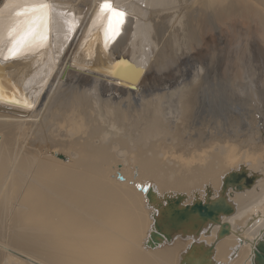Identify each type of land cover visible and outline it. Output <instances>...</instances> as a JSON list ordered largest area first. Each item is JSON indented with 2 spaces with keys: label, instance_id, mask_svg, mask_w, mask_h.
I'll return each instance as SVG.
<instances>
[{
  "label": "bare ground",
  "instance_id": "1",
  "mask_svg": "<svg viewBox=\"0 0 264 264\" xmlns=\"http://www.w3.org/2000/svg\"><path fill=\"white\" fill-rule=\"evenodd\" d=\"M68 1L0 0V139L3 142L0 186L5 181L0 189V202L9 187L14 193L22 188L24 180L19 173H32L34 158L27 140L35 124L26 128L27 131L23 127L31 124V118L40 116L43 102L49 96L45 92L50 89L51 96L57 86L56 75H63L65 80L73 70L97 80L94 88L97 89L98 83L103 85L102 94L116 92L117 87L121 93L131 95L133 91L137 96L143 92L142 82L158 50L151 37L144 41L138 58L136 55L130 60L132 70L144 73L138 77L131 74L121 59L110 58L104 44L83 50L78 47V41L85 29L89 33L103 17L108 19L106 23L124 20L126 34L119 43L128 41L133 23H136L137 39L140 29L145 28L141 16L159 1L166 0H131L128 2L133 5L129 7L126 0H109L112 9L124 13L122 17L102 11L105 0L94 1L95 7L88 10ZM136 18L138 21L133 22ZM74 46L78 47L77 51L69 57ZM247 76L250 75L245 70ZM84 86L78 85L71 107L79 116L81 111L84 114L92 111L94 117L80 139L64 137L67 141L62 146L74 147V156L69 153L68 160L44 158L35 163L36 170L32 173L35 183L26 188L23 197L29 212L21 214L20 220L14 219L15 236L29 248L47 251L46 256L53 264H261L256 251L264 244V236L258 242L256 239L264 235V185L253 192L259 177L249 176L248 172L254 171L248 166L240 173L253 178L250 187L237 190L234 186H224L229 176L239 173L234 170L238 166L234 163L236 152H264V87L260 94L256 93L249 78V84L240 91L232 88L237 98L236 102L233 100L236 109L243 108L241 118L247 120L242 119L243 123L233 131L219 128L207 135L210 141L207 149L203 145L206 141L199 147L193 142L194 153L184 159L171 153L186 146L181 141L174 144L180 137L179 120L166 116V106L161 100L147 101L140 110L134 109L128 99L118 108L104 106L110 115L98 120L102 110L84 92ZM39 88L43 93L38 96ZM182 106L186 116L190 105L185 102ZM255 112V120L251 121L249 115ZM44 124L53 127L54 122ZM202 131L196 130L195 135L203 137ZM194 137L188 138V142ZM60 138L51 133L49 139L61 141ZM158 139L173 141L168 145ZM215 139L225 143L214 142ZM56 149L59 147L53 150ZM246 154H242L241 165L250 158ZM255 161L262 164L258 159ZM10 163L15 164L19 173L9 170ZM199 203L225 204L232 208V213H220L216 220L208 221L192 215L181 224L172 218L175 211L193 209ZM240 208L245 209L244 213L237 218L232 216ZM210 222L213 229L208 226ZM226 226L230 232L222 235ZM10 253L21 262L38 264L20 252Z\"/></svg>",
  "mask_w": 264,
  "mask_h": 264
},
{
  "label": "rangeland",
  "instance_id": "2",
  "mask_svg": "<svg viewBox=\"0 0 264 264\" xmlns=\"http://www.w3.org/2000/svg\"><path fill=\"white\" fill-rule=\"evenodd\" d=\"M56 1L59 2L60 0ZM72 1H74V4L79 5L80 8L88 10L89 7H95L94 1L96 0H80V2L79 0H69L68 4L73 3ZM128 1L131 0H126L128 7L133 5ZM177 1L166 0L164 3L159 1L158 5H154L153 9L145 11L140 18L141 23L145 24V28L142 27L140 29L141 33L139 32V35H141H138L137 39L134 37L136 23H133V26H131L134 30L131 29L132 31H129V36L127 35L129 37H127L128 41L126 39L127 42L123 40V44L119 42L126 34L123 27L124 20L118 19L112 23H106L108 19L103 17V19L99 20L98 26L93 30L91 29L89 33L85 29V33L78 41V47L84 50L88 49V47L93 48L100 43L104 44L109 57L114 60L125 58L133 60L136 55L138 58L142 45L146 44L144 41L149 40V37H151L150 40L159 46L158 52H155L152 64L148 68L147 78L142 82L143 92L137 96L131 90V95L121 93L117 87H115L116 92L109 91L106 94H102L103 85L98 83L97 89L94 88L97 80L91 76L78 74L73 70L69 71V75H67L65 80L63 75H56L54 83L57 86L53 88L51 96L49 94L50 89L45 92V95L49 96L43 102L40 116L31 118V124L23 127L27 131L26 128H31L33 127L32 124H35L34 130L28 135L27 140L30 141L29 147L34 158L32 173L35 172V163L39 160L53 158L64 161V159L68 160L70 158L69 153L73 156L75 155L76 149L74 147L62 146L67 141L64 137L69 135L74 139H80L88 129L87 123L94 117L92 111L90 114H84L81 111L79 116L71 107L73 95L78 92L77 87L79 84H84V92L99 104V108L102 111L97 117L98 120L110 115L106 109L108 107L105 108L104 106H109L110 108L112 105V108L115 106V108H118L128 99L129 101L131 100L134 109L140 110L147 101L161 100V104L166 106V116H171L172 119H176V122L179 120L180 131L178 134L180 137L174 140V144L176 145L181 141L186 146L182 151H172L171 153H173L174 157L181 155L184 159L190 158L195 151L191 146L193 142L197 143L199 147L206 141V144L203 145L204 149H207L209 147L207 143L210 142L207 135H212L219 128L228 132L233 131L238 126L240 127L241 123H243L242 119L247 120L245 119L246 117L241 118L245 112L243 108L239 107L238 110L236 109L234 101L236 102L237 98L232 88L240 91L241 87L249 84V78L250 83L252 82L256 87V93L260 94L262 86L264 87V0ZM178 7L179 10H177ZM174 10L177 13H172ZM137 21L136 18L133 22ZM150 28H153V30ZM78 47L74 46L69 51L68 56L74 55ZM245 70L250 75L246 78ZM58 80H62L59 88H57ZM40 89L37 92L38 96L43 93V90L40 91ZM232 90L233 92H231ZM228 92L232 93L231 96H229ZM185 102L190 105L188 108L191 109L186 116L182 106ZM79 105L81 106L80 103ZM193 108L197 112L196 116ZM256 114L255 112V114L249 115L251 118L249 119L254 121ZM50 120L54 122L53 127H48L49 125L44 124ZM199 129H203V137L200 134L195 135L196 130ZM51 133L61 136V141L49 139L51 138ZM193 136H195L193 141L188 142V138H193ZM159 140L165 142L162 139L157 141ZM172 141L168 139L165 143L171 145ZM214 142L224 144L225 140L219 141L215 139ZM233 143L239 144L240 141H234ZM25 145L27 144L25 143ZM2 146L1 138L0 151H2ZM56 147H59V149L54 151L53 149ZM196 149L198 150V148ZM197 152L200 153V150ZM243 153H247L246 155L250 157H248L249 159L245 165L240 164L243 160ZM263 153V151L255 150L236 152V159H233L234 163L238 164L236 169H234L235 172L239 171L240 173L242 168L250 167L254 172H248V175L252 176L255 174L259 177L253 192L260 185H264ZM255 159L262 161V164H258ZM14 165L10 163L9 170H12L13 173H19L14 168ZM32 173H19L24 180L22 188L18 189V193H14L9 187L8 193L4 194L5 197L0 202V210L2 212L0 214V264H28V262H21L15 259L11 255V251L20 252L38 264L54 263L46 256L49 255L47 251L29 248L22 243L18 236H15L17 228L13 224L14 219L20 220L21 214L25 215L29 212V207L24 203L23 197L26 188L35 183ZM4 183L3 179L0 189ZM242 208L232 216L237 218L239 214L244 213L245 209ZM230 218L233 217H228V219ZM247 218L248 216H245V220ZM234 219L230 221L233 222ZM208 226L211 229L214 227L211 222ZM263 236H259L256 241L262 240ZM247 240L245 241L252 243ZM256 241L254 242L256 243Z\"/></svg>",
  "mask_w": 264,
  "mask_h": 264
},
{
  "label": "water",
  "instance_id": "3",
  "mask_svg": "<svg viewBox=\"0 0 264 264\" xmlns=\"http://www.w3.org/2000/svg\"><path fill=\"white\" fill-rule=\"evenodd\" d=\"M120 62H124L129 68L131 64V61L128 58L121 59ZM131 74L133 76L142 77V74L138 72V70L134 71L130 68ZM245 179L244 184H242V181ZM253 183V178H246L244 173H235L225 181V186H234L237 190H243L244 187H250ZM220 213L230 214L232 213V208L228 207L227 205L223 204H214L209 206H204L203 204H195L193 206V209H185L184 211H175L172 213V218L177 223H183L186 222L192 215H198L200 219L204 221L208 220H216L218 215ZM230 232V229L228 226L224 227L222 230V235H226ZM257 260L259 263L264 264V244H261L258 247V250L256 251Z\"/></svg>",
  "mask_w": 264,
  "mask_h": 264
},
{
  "label": "snow or ice",
  "instance_id": "4",
  "mask_svg": "<svg viewBox=\"0 0 264 264\" xmlns=\"http://www.w3.org/2000/svg\"><path fill=\"white\" fill-rule=\"evenodd\" d=\"M101 9L103 10H108L110 12H112L113 14L117 15V16H123L124 13L122 12H117L115 9H112L111 4L109 3V0H105V2L101 5Z\"/></svg>",
  "mask_w": 264,
  "mask_h": 264
}]
</instances>
